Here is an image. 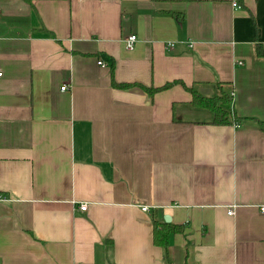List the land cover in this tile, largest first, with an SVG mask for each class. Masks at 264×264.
<instances>
[{
	"label": "crops",
	"instance_id": "crops-1",
	"mask_svg": "<svg viewBox=\"0 0 264 264\" xmlns=\"http://www.w3.org/2000/svg\"><path fill=\"white\" fill-rule=\"evenodd\" d=\"M257 47L264 0H0V264H167L155 220L171 264H264Z\"/></svg>",
	"mask_w": 264,
	"mask_h": 264
},
{
	"label": "trees",
	"instance_id": "trees-1",
	"mask_svg": "<svg viewBox=\"0 0 264 264\" xmlns=\"http://www.w3.org/2000/svg\"><path fill=\"white\" fill-rule=\"evenodd\" d=\"M257 55L259 57H264V51L260 47H257ZM175 83H169L161 88H148L143 87L149 94H155L158 91L166 90L173 86ZM223 88L222 84H218ZM119 88H129L136 85L133 84H116ZM193 95V103L202 108H206L213 113L214 125H232L239 124L243 122V118L238 117L232 111L233 96L226 90H222L221 94L213 97H203L194 88L185 87ZM264 130V123H261ZM180 226H173L170 223H161L159 221H154V242L165 249V260L167 264H171L170 256L168 253V245L170 234L177 233L181 231Z\"/></svg>",
	"mask_w": 264,
	"mask_h": 264
},
{
	"label": "built area",
	"instance_id": "built-area-1",
	"mask_svg": "<svg viewBox=\"0 0 264 264\" xmlns=\"http://www.w3.org/2000/svg\"><path fill=\"white\" fill-rule=\"evenodd\" d=\"M233 5L236 7L238 6V4L236 2L233 3ZM137 36L136 35H131L128 37V39H126L125 41V45H126V48L129 49V50H132L134 49L135 47V44L137 43ZM99 65H104L103 61H99L98 62ZM0 76H2V73H0ZM62 90H65L66 89V86L62 87L61 88ZM88 209V204L87 203H83L80 205V210L82 211H86ZM142 210L144 212H150V207H147V206H143L142 207ZM261 211L264 213V206L261 207ZM228 214L233 216L235 214V211H234V207H230L229 210H228Z\"/></svg>",
	"mask_w": 264,
	"mask_h": 264
},
{
	"label": "water",
	"instance_id": "water-1",
	"mask_svg": "<svg viewBox=\"0 0 264 264\" xmlns=\"http://www.w3.org/2000/svg\"><path fill=\"white\" fill-rule=\"evenodd\" d=\"M164 220H165V222H170L171 221V218H170V216L165 215Z\"/></svg>",
	"mask_w": 264,
	"mask_h": 264
}]
</instances>
